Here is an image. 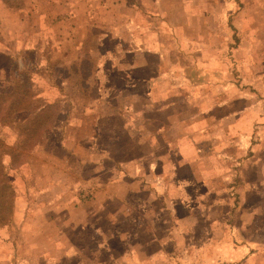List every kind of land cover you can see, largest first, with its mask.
Listing matches in <instances>:
<instances>
[{
    "label": "rangeland",
    "instance_id": "rangeland-1",
    "mask_svg": "<svg viewBox=\"0 0 264 264\" xmlns=\"http://www.w3.org/2000/svg\"><path fill=\"white\" fill-rule=\"evenodd\" d=\"M208 1L193 0L195 30L181 32L195 43L177 50L179 41L170 42L190 72L160 92L163 111L135 97L140 112L120 117L108 114L111 103L129 101L124 93L102 79L83 92L95 57L83 48L81 60L63 61L59 33L39 28L45 0H4L33 20L15 34L6 27L11 10L0 14V200L7 186L14 192L11 219L0 225V264H264V0H226L229 9L211 0L207 10ZM226 45L243 49L245 66L195 71L203 46ZM44 67L73 78L62 87L78 113L65 134L81 153L62 148L58 105L37 111ZM246 241L254 248L238 255Z\"/></svg>",
    "mask_w": 264,
    "mask_h": 264
},
{
    "label": "crops",
    "instance_id": "crops-1",
    "mask_svg": "<svg viewBox=\"0 0 264 264\" xmlns=\"http://www.w3.org/2000/svg\"><path fill=\"white\" fill-rule=\"evenodd\" d=\"M163 2L164 0H84V4H82V0L77 2L63 0L61 3L64 5L61 6L60 1L53 4L52 0H45L43 15L42 13L39 14L40 11H36V15L37 18L38 15L41 17L38 22L40 29L51 34V32L53 33L51 28H54L55 33H59L55 36L59 40L58 43L64 46L65 53L61 56L63 61L68 58L81 60L83 56L80 54L83 52V48L88 57H95L96 61L92 72L90 71L88 77H84L86 82L82 86L83 92L89 91L91 94L92 91H96L108 83L110 86L106 87L107 89L114 88L119 91V94L124 93L123 100L125 97L129 99L122 105L123 101L117 104L110 101L111 97H115L116 91L108 96L102 104H113V110L109 111L110 114L108 115L133 116L134 113L140 112V110H133L136 105V101L133 99L135 97L137 100L146 99L148 105L155 106V113L162 112L161 107L158 108L160 92L172 87L173 83L176 82L174 75L175 77L179 74L188 75L187 72H190L186 64L180 61V55L176 54L177 60L173 59V47L170 42H173L174 39L177 43L179 41L177 50H180V44H188L190 39L184 40L185 37H182L181 32L183 27L193 28L195 26L193 25L195 14L193 10L197 7L193 5V0H182V3L176 0L166 6L163 5ZM211 2V0L207 2V10H211ZM226 2V0L222 1L217 7L229 9ZM178 6L181 7L183 13L187 14L185 20H180L179 12H174V8L179 10ZM59 7L62 10L56 13V9ZM31 8L34 7H28L30 10ZM5 9L11 10L10 25L6 23V27L12 28L11 32L19 34L20 28L23 27L24 29L31 26L30 20L33 19L24 12V9L6 5L4 0H0V14H3ZM56 15L61 16V20L52 24L54 21L50 19L55 18ZM2 20L0 19V22ZM203 25L206 26L205 19ZM193 30L195 29L193 28ZM244 41L243 38V44ZM181 48L188 50L187 46ZM229 50L231 51L229 52ZM232 50L231 45L214 50L211 47L203 46L200 50L201 57L198 55L200 60L194 68L195 71L200 73L203 70L202 74L211 76L223 74L228 62L234 65L239 62L240 66H245L243 49L237 48L234 52ZM54 69L51 67L39 69L46 71L49 75V81L44 78L42 86H35L38 89L43 88L35 98L40 103L37 111L45 113L48 112L49 108L58 105L60 111L55 120L59 123L54 127L63 131L62 148L69 154L81 153L83 150L79 152L78 140L71 142L70 136L65 134L73 126L69 123L75 118L77 120V101H74L73 97L62 87L71 83L73 78H63L67 80H62ZM100 79L104 80L105 84L100 83ZM178 79L176 78V80ZM183 83L187 84L186 82ZM147 104L143 103L144 106ZM108 115H104V117ZM157 119L155 118L154 121ZM122 120L126 122L124 117ZM43 131L46 132L45 129ZM94 150H96L95 145L87 148L89 152H94ZM98 153L106 156L103 151L98 150ZM84 161L89 162V164L92 162L83 158L82 162ZM96 162L97 160L94 165L97 164ZM237 174L236 172L235 176H238ZM249 247L250 249L254 248L251 242H243L241 246H236V253L243 255L244 250L249 249Z\"/></svg>",
    "mask_w": 264,
    "mask_h": 264
},
{
    "label": "trees",
    "instance_id": "trees-1",
    "mask_svg": "<svg viewBox=\"0 0 264 264\" xmlns=\"http://www.w3.org/2000/svg\"><path fill=\"white\" fill-rule=\"evenodd\" d=\"M24 94H25V96H27V95L29 96V94L32 95V92L29 91V90H25ZM0 168H1V166H0ZM5 189H6V191H5L4 195H2V196H6L8 198V196L11 195V192H12V194L14 193L12 187H11L12 191H10V193L8 192L9 191V187L8 186ZM6 197H4L5 201H1L0 200V225H4V224L8 223L10 221V219H11L10 218L11 217V208H9L10 206H6L7 201L9 199H7Z\"/></svg>",
    "mask_w": 264,
    "mask_h": 264
}]
</instances>
